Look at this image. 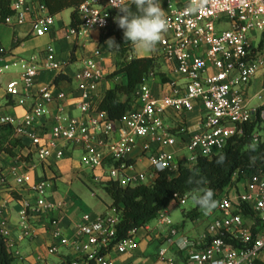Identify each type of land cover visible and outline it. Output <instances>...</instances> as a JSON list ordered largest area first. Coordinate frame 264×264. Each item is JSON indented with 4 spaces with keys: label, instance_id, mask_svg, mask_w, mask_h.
I'll return each mask as SVG.
<instances>
[{
    "label": "built area",
    "instance_id": "1",
    "mask_svg": "<svg viewBox=\"0 0 264 264\" xmlns=\"http://www.w3.org/2000/svg\"><path fill=\"white\" fill-rule=\"evenodd\" d=\"M122 2L130 4L131 0ZM191 3L178 0L175 9H165L168 30L157 45L158 56L181 80L179 85L171 82L170 95L155 96L146 79L136 92L139 107L124 120L109 121L104 113L93 112L98 85L107 76L97 50L73 75L79 120L66 115L60 105L67 98L64 92L43 88L23 118L0 116V124L12 126L17 138L30 141L37 162L59 161L64 157V147L73 146L81 151L80 166L93 174L94 182H113L122 188L150 186L159 174L177 171L179 163L190 168L199 157L211 159L230 140L243 137L244 128L251 124L257 127L251 137L253 143H264V0H208L202 9L190 13ZM23 8V0L11 4L14 17ZM117 11L110 7V0H85L77 9L79 28L68 27L65 39L73 42L93 31L103 32ZM12 19L7 18L4 24H11ZM23 23L18 18L17 24ZM54 25L55 18L47 15L40 3L32 21L35 36H43ZM64 66L49 47L40 66L34 58L21 62V77L5 86V94L22 106L21 94L34 87L39 68L61 72ZM258 74L262 76L261 90L248 96ZM114 81L120 82L119 78ZM54 103L57 108L50 127L39 136L33 126L50 116L49 107ZM195 110L199 117L189 129L185 116ZM171 114H176L172 127L165 123ZM138 150L148 163L142 171L134 168L133 154ZM180 152H187L188 157L177 156ZM161 163L164 170L158 171ZM8 177L30 194L18 212L16 241L11 238L6 208H0V238L15 264H28L16 243L39 239L35 223L54 213L58 216L49 222L50 243L35 264H135L138 259L142 264H264V176L244 181L243 191L236 190V197L231 198L229 189L237 188L238 183L234 177V184L208 214L214 217L194 238L172 223L168 209L159 213L153 227L146 225L122 238L121 217L116 211L84 213L76 232L69 236L61 227L63 203L51 199L49 182L33 178L16 166L9 169ZM5 180L0 178V183ZM186 199L178 203L184 205ZM161 229L164 235L159 234ZM141 242L146 247L134 261ZM153 242L158 247L146 256Z\"/></svg>",
    "mask_w": 264,
    "mask_h": 264
},
{
    "label": "crops",
    "instance_id": "2",
    "mask_svg": "<svg viewBox=\"0 0 264 264\" xmlns=\"http://www.w3.org/2000/svg\"><path fill=\"white\" fill-rule=\"evenodd\" d=\"M18 1L21 0H11V4ZM23 1L25 8L21 9L13 17L11 24L0 23V116L16 119L23 118L32 107L38 91L43 88H52L54 92L62 91L66 94V100L61 102L60 105L64 108L66 115L79 120L81 115L75 107V98L78 96V92L76 91V84L73 81V75L81 69L82 61L90 58L97 50L101 52L102 67L105 69L107 75L110 74L115 68V53L113 50L109 51L106 44L98 47L100 33L97 31L91 32L85 39H77L73 42L67 41L65 34L69 24L64 23L63 12L54 17L55 25L47 30L43 36H35L32 21L38 13L40 0ZM18 18L23 20L24 23L22 25L17 24ZM49 47L53 48L56 59L61 63H65L63 70L61 72H49L39 68L34 87L26 92L23 91L21 98L24 101V105L19 106L16 100L6 96L4 91L5 86L12 81H19L22 73L20 68L22 61H30L31 58H34L35 64L40 66L45 61L46 49ZM145 57H149V55ZM160 62L161 68L157 70L165 75L167 82H162L159 77L153 74H149L146 80L152 93L158 97L171 94L172 89L170 84L172 81L178 85L181 84L178 76L171 73L170 66L164 63L162 59ZM4 67H7V70H3ZM106 77L98 85L94 102H98L105 91L111 88L113 83H116ZM119 81H121V78H119ZM261 87L262 76L258 74L251 83L248 96H253L261 90ZM56 108L57 103L49 107L50 116L43 120H38L33 126L34 133L42 136L47 131L51 124V115L55 113ZM198 117V110L185 116L189 129L194 128ZM175 118L176 114L165 117L166 125L172 127L175 124ZM21 143L22 147L15 150V158L5 155L0 156V178H6L4 184L0 183V208H6L5 216L8 228L11 231V238L16 241L19 233L18 212L21 202L30 197L26 187L16 185L8 177V171L13 166L20 168L23 172H27L33 178L43 179L50 183L49 194L51 199L63 203V209L59 213L62 218L61 227L67 235L71 236L76 232L77 225L84 214L83 206L75 197L74 191L70 189L77 180L83 185H86L87 182L84 170L80 166L81 151L73 146H65L63 149V159L39 163L36 160L35 150L31 147L30 141L22 138ZM145 156L141 155L139 150L133 154L136 171H142L147 168L148 163ZM92 175L91 173V178L93 177ZM92 195L96 197L93 192ZM104 205L108 206L105 203ZM91 215L94 214L91 213ZM57 216L58 214L56 213L49 214L42 222L35 223L40 235L39 239L35 242L25 241L16 243V248L19 249L26 263L35 264L36 258L44 254L45 247L50 243L49 222L53 217ZM179 229L183 233L182 228ZM142 251L139 248L137 249L134 261ZM135 264H142V262L138 259L135 261Z\"/></svg>",
    "mask_w": 264,
    "mask_h": 264
},
{
    "label": "trees",
    "instance_id": "3",
    "mask_svg": "<svg viewBox=\"0 0 264 264\" xmlns=\"http://www.w3.org/2000/svg\"><path fill=\"white\" fill-rule=\"evenodd\" d=\"M84 1L40 0V3L47 15L52 17L71 10L69 27L78 29L80 21L77 9ZM9 17H14L11 0H0V23H4ZM110 37H114L121 47L119 50H113L115 68L106 78L112 82L121 78V81L113 83V86L105 91L102 98L93 105L92 111L104 113L107 120L115 122L124 120L139 107L136 92L149 73L159 77L162 82H167V78L157 70L159 58L132 55L135 47L124 42L122 30L114 22L100 33L98 47L103 46ZM256 128L255 124L246 126L243 137L230 140L223 151L213 158L199 157L190 168L182 167L179 163L177 171L159 174L150 186L122 188L113 182L102 184V191L110 201L108 209L116 211L121 217L120 237L151 224L159 213L167 210L172 203H178L184 197L191 198L193 190L197 187L213 189L214 199L218 202L224 191L234 184V177L235 182L243 183L255 176H264V143L255 144L251 139ZM21 147V139L16 137L14 128L0 124V156L15 158V150ZM221 155L225 157L222 166L216 164ZM189 177L202 178L205 183L189 184ZM203 213L204 211L195 205L185 216L196 221ZM0 264H15L2 238Z\"/></svg>",
    "mask_w": 264,
    "mask_h": 264
},
{
    "label": "clouds",
    "instance_id": "4",
    "mask_svg": "<svg viewBox=\"0 0 264 264\" xmlns=\"http://www.w3.org/2000/svg\"><path fill=\"white\" fill-rule=\"evenodd\" d=\"M207 3L208 0H192L188 11L190 13L196 12ZM110 7L118 10L116 16L113 17V22L122 30L124 42L130 43L145 52L154 51L162 40L163 34L168 30V20L161 6V0H131L130 4H124L122 0H110ZM105 44L109 51L119 50L121 47L114 37L106 40ZM224 163L225 157L223 155L219 156L216 164L222 166ZM157 167L158 171L164 170L162 163ZM188 183L201 185L205 181L202 178L189 177ZM214 196L213 189L197 187L193 190L191 199L205 214H210L218 205ZM183 243L184 246L187 245V241ZM179 245L180 242H178Z\"/></svg>",
    "mask_w": 264,
    "mask_h": 264
},
{
    "label": "rangeland",
    "instance_id": "5",
    "mask_svg": "<svg viewBox=\"0 0 264 264\" xmlns=\"http://www.w3.org/2000/svg\"><path fill=\"white\" fill-rule=\"evenodd\" d=\"M178 0H161V6L163 10L165 11L166 7L170 6L172 9L176 8ZM70 13L71 10H66L63 12V21L65 24H70ZM134 57H145V56H155L156 58H159L158 61V68H161V62L160 57L158 56L157 46L154 51L151 52H145L141 49H138L135 47L134 52L132 54ZM253 104V102H252ZM257 102H254V105H256ZM188 157L187 152L178 153L177 156ZM84 174L86 177V185H83L80 181L74 182L73 186L70 188L74 191L75 197L80 201L81 205L83 206V213H93L94 215H102L109 213L110 210L107 209V207L104 205L109 204L110 201L105 195V193L102 191V184L99 182H94L93 178H91V172L87 171L83 168ZM236 190H239L240 192L243 191V183L239 182L237 183V188L233 186L229 189V196L231 198L236 197L237 193ZM95 194L96 197H93L92 192ZM104 202V203H103ZM195 204L193 203L191 198H187L185 200V204L181 205L179 203H173L168 208V217L172 221V223L176 226H180L179 228H182L183 233L185 235H188L191 238L196 237L197 234L202 232L208 223L212 220L214 217V214L208 215L203 213L201 218L192 221L191 219L187 218L185 215L187 212L192 210L194 208ZM152 227L154 226V223L152 222L150 224ZM159 234L164 235L165 230L161 229L159 230ZM139 246V250H144L146 247V244L144 242H141ZM158 247V244L156 242H153V244L146 250V256L153 254Z\"/></svg>",
    "mask_w": 264,
    "mask_h": 264
}]
</instances>
